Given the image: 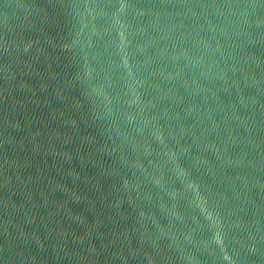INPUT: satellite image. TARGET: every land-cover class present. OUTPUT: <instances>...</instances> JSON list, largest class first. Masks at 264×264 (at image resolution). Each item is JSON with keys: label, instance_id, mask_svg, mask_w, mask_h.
Here are the masks:
<instances>
[{"label": "water", "instance_id": "95a60500", "mask_svg": "<svg viewBox=\"0 0 264 264\" xmlns=\"http://www.w3.org/2000/svg\"><path fill=\"white\" fill-rule=\"evenodd\" d=\"M0 264H264V0H0Z\"/></svg>", "mask_w": 264, "mask_h": 264}]
</instances>
